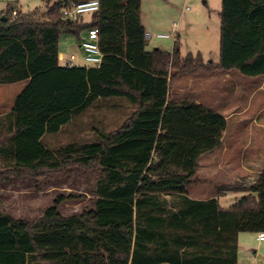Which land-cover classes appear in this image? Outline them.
Wrapping results in <instances>:
<instances>
[{"label":"trees","instance_id":"1","mask_svg":"<svg viewBox=\"0 0 264 264\" xmlns=\"http://www.w3.org/2000/svg\"><path fill=\"white\" fill-rule=\"evenodd\" d=\"M44 10L8 4L0 19V85L25 82L0 116V183L72 168L97 170L94 208L64 216L59 196L35 221L0 209V264H240L239 237L264 233V170L249 187L228 184L217 198L193 199L201 156L222 146L225 117L171 99L187 76L241 71L264 75V0H222L220 58L148 51L142 0H98L100 8L63 14L92 0H43ZM99 31V67L63 66L62 36L80 43ZM92 110L121 119L91 127L92 140L52 145ZM240 193L229 209L220 197Z\"/></svg>","mask_w":264,"mask_h":264},{"label":"rangeland","instance_id":"2","mask_svg":"<svg viewBox=\"0 0 264 264\" xmlns=\"http://www.w3.org/2000/svg\"><path fill=\"white\" fill-rule=\"evenodd\" d=\"M8 4H15L22 12L44 10L43 0H0V19ZM222 0H142L141 19L150 34L148 51L156 48L172 52L176 38L183 56L201 53L206 63L216 64L220 58V12ZM169 35L159 38L157 35ZM61 44L64 45V40ZM72 46H61L69 55L77 52V63L82 62V51L76 41L68 37ZM72 49V51H71ZM79 55V56H78ZM20 82L0 85V114L7 111L14 96L25 85ZM171 99L194 102L223 116L227 128L222 146L201 156L193 184L188 188L191 198H217L218 188L228 184L251 186L264 170V75L244 76L241 71L187 76L172 83ZM121 119L110 112L92 110L56 137L52 145L69 141L92 140L91 127L112 129ZM97 170L72 168L37 179L16 177L0 183V209L16 219L35 221L54 205L59 196L76 195L60 206L64 216L82 214L94 208ZM242 197L229 193L220 197V205L229 209ZM239 237L243 264H264V243L257 235L244 233Z\"/></svg>","mask_w":264,"mask_h":264},{"label":"built area","instance_id":"3","mask_svg":"<svg viewBox=\"0 0 264 264\" xmlns=\"http://www.w3.org/2000/svg\"><path fill=\"white\" fill-rule=\"evenodd\" d=\"M100 8L98 0H92L74 5L72 8H66L63 11L65 16L72 17L76 14H88L97 11ZM159 38H168L162 34L157 35ZM80 48L83 53L84 66L99 67L103 61V54L99 47V31L97 29L89 30L84 39L80 42ZM61 65L74 67L78 66L77 59L74 56L70 58H59ZM257 238L260 242H264V233L258 234Z\"/></svg>","mask_w":264,"mask_h":264},{"label":"crops","instance_id":"4","mask_svg":"<svg viewBox=\"0 0 264 264\" xmlns=\"http://www.w3.org/2000/svg\"><path fill=\"white\" fill-rule=\"evenodd\" d=\"M143 24V23H142ZM144 26V25H143ZM144 28H145V26H144ZM145 30H146V28H145ZM148 34V33H147ZM149 35V37H150V34H148ZM66 38L65 40H64V45H62L61 44V39L62 38ZM68 37H71V38H73L75 41H76V39L73 37V36H69V35H66V36H62L61 38H60V44H59V52H60V54H59V58L60 57H62V58H70L71 56H74L77 60H78V57L76 56V54H78L77 52H75L74 53V55L73 54H71V55H69V53H67V51H66V49H64V51H63V49H61V46H64V48H66L65 46H72L71 45V42L68 40ZM76 43L78 44V47L80 46V43H78L77 41H76ZM81 49V48H80ZM157 49V48H156ZM160 49V48H159ZM161 50V49H160ZM71 51H72V49H71ZM82 53V52H81ZM79 56V55H78ZM82 62H79V63H77L78 64V66H84V61H83V53H82V57H81V59H80ZM26 86V84L20 89V91L14 96V99H13V103L11 104V106H10V108L7 110V111H4V112H2L1 114H0V116H2V115H5V114H7V113H9L11 110H12V108H13V106H14V102H15V98H16V96L23 90V88ZM211 198H213V197H211ZM219 201H220V199H219ZM241 237V236H240ZM257 241H259L258 240V238H257ZM259 243H264V242H260L259 241ZM239 259H240V264H243L242 262H241V257H240V248H239Z\"/></svg>","mask_w":264,"mask_h":264}]
</instances>
